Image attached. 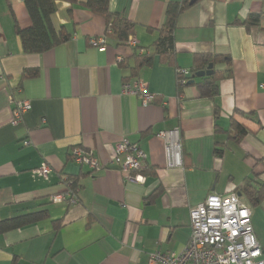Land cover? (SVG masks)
I'll list each match as a JSON object with an SVG mask.
<instances>
[{
    "label": "crops",
    "instance_id": "1",
    "mask_svg": "<svg viewBox=\"0 0 264 264\" xmlns=\"http://www.w3.org/2000/svg\"><path fill=\"white\" fill-rule=\"evenodd\" d=\"M175 1L110 0V8L135 23L132 36L149 53ZM250 15H260L258 25L242 23ZM51 20L70 39L25 54L14 24H30L26 7L22 0H0V220L48 212L0 233V264L14 258L21 264H150L155 250L184 246L189 212L211 192L236 193L250 207L264 258V199L252 205L238 193L247 177L264 182V0L192 1L176 20V62L155 55L137 72L156 95L148 106L122 93L129 70L116 58L130 56L132 48L120 46L102 17L59 0ZM98 37L106 40L104 50L90 44ZM199 54L231 59L232 77L218 82L213 100L200 98L194 85L177 88L179 69L190 71ZM34 68L36 76L22 78L24 69ZM16 102L31 107L14 126ZM232 121L245 130L239 138ZM174 129L182 165L168 167L156 134ZM122 138L144 152L140 181L126 180L112 163ZM77 145L97 160L96 170L72 160L69 151ZM42 163L52 168L47 178L31 172ZM67 176L79 177L77 202H52Z\"/></svg>",
    "mask_w": 264,
    "mask_h": 264
},
{
    "label": "built area",
    "instance_id": "2",
    "mask_svg": "<svg viewBox=\"0 0 264 264\" xmlns=\"http://www.w3.org/2000/svg\"><path fill=\"white\" fill-rule=\"evenodd\" d=\"M90 44L104 50L106 40L104 37L91 38ZM126 44L135 47L138 42L134 36H130ZM116 60L120 62L122 56L118 55ZM183 82L184 79L179 80L178 84L182 85ZM121 90L123 94L135 96L142 106L155 102L156 95L149 92L147 84L139 78L122 81ZM30 107V103L16 102L12 125L19 124ZM156 135L164 142L167 166H181L178 130L160 131ZM27 143L28 141H25V144ZM114 152L112 163L118 166L124 178L129 181L142 180V176L138 174L143 169L145 155L137 144L122 138L114 146ZM72 160L85 164L93 171L98 168L97 160L80 147L72 149ZM51 171V166L45 163L31 170L34 175L45 178ZM64 179V188L53 195L51 201L76 203L78 189L72 190ZM189 217L190 234L184 246L179 251L155 250L150 254V264H264L263 248L257 241L251 224V209L238 194L211 192L190 210Z\"/></svg>",
    "mask_w": 264,
    "mask_h": 264
},
{
    "label": "trees",
    "instance_id": "3",
    "mask_svg": "<svg viewBox=\"0 0 264 264\" xmlns=\"http://www.w3.org/2000/svg\"><path fill=\"white\" fill-rule=\"evenodd\" d=\"M28 16L30 24L26 27H20L17 22L14 24L15 32L19 38L22 52L25 54H42L51 50L55 46L68 41L71 37L70 33L64 26L55 27L52 23L51 16L56 10V2L59 0H22ZM73 5H80L92 13L102 17L106 23V30L113 32L120 46L129 47L126 42L128 38L135 33V23L129 20L126 16L111 10L110 0H63ZM194 0H179L169 2L165 12V18L162 26L157 29V37L152 43V52H147L146 49L139 48V44L131 47V54L128 57L122 56L119 65L122 68H128L129 75L123 77L122 81H127L137 78V72L140 68L150 66L154 61V56L157 55L160 60L167 63H175V40L174 30L176 28V20L178 15L186 9ZM260 15H250L242 23L245 26L258 25ZM151 31V29H149ZM141 51V52H140ZM128 60H132V64H128ZM224 64L225 69L219 70L217 66ZM211 64V73L202 77H197V71L206 70ZM180 70V69H179ZM38 73L37 69H24L22 78L34 77ZM177 76V88L181 92L182 88L188 85H194L198 91L200 98L213 100L218 94V82L225 78L232 77L231 59L224 54H199L196 55L194 63L190 71H179ZM184 79V84H178L179 80ZM215 114H218V109H215ZM232 131H236L235 137L239 138L245 133V130L237 122H231ZM80 147L73 146L70 148L69 155L72 158V149ZM222 150L215 149L216 155H220ZM88 153V152H87ZM85 165V164H79ZM88 167V166H87ZM140 173L144 170H140ZM79 177L67 176L65 181L72 190H80L78 183ZM79 192V191H78ZM77 192V196H78ZM238 193L244 195L247 201L252 205L259 204L264 199V182L251 177L245 178L243 183L238 187ZM48 217L46 209L42 208L36 211L27 212L24 214L9 217L0 220V233L10 230L22 228L30 224L36 223ZM11 264H21L17 258H14Z\"/></svg>",
    "mask_w": 264,
    "mask_h": 264
},
{
    "label": "water",
    "instance_id": "4",
    "mask_svg": "<svg viewBox=\"0 0 264 264\" xmlns=\"http://www.w3.org/2000/svg\"><path fill=\"white\" fill-rule=\"evenodd\" d=\"M211 67H212V65L209 64L208 68L206 70L197 71L195 75L197 77H202L204 75H209L211 73Z\"/></svg>",
    "mask_w": 264,
    "mask_h": 264
}]
</instances>
